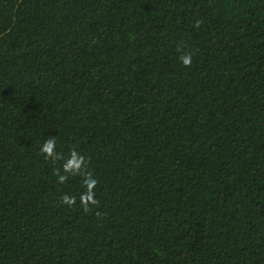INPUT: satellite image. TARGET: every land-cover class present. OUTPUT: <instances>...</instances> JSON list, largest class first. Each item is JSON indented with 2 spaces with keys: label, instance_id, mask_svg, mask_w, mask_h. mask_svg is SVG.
<instances>
[{
  "label": "trees",
  "instance_id": "obj_1",
  "mask_svg": "<svg viewBox=\"0 0 264 264\" xmlns=\"http://www.w3.org/2000/svg\"><path fill=\"white\" fill-rule=\"evenodd\" d=\"M0 264H264V0H0Z\"/></svg>",
  "mask_w": 264,
  "mask_h": 264
},
{
  "label": "clouds",
  "instance_id": "obj_2",
  "mask_svg": "<svg viewBox=\"0 0 264 264\" xmlns=\"http://www.w3.org/2000/svg\"><path fill=\"white\" fill-rule=\"evenodd\" d=\"M200 21H197L196 27L200 26ZM178 51L180 49L178 48ZM180 61L184 66H190L193 62V54L192 53H182L179 57ZM56 147V139L53 137H49L43 144L41 148L42 153H46L47 157H52L55 159L61 158V154L55 151ZM85 165V158L83 155L78 153L75 149H72L70 152V156L67 161L63 165V172L64 173H71L73 175L82 173V170ZM61 174L60 170H55V175L58 177V183H64L68 179V175ZM85 176L84 185L86 186L87 191L81 194V204L84 208V211H89V205H98L99 201L95 198L94 188L98 181L93 178L91 172H83ZM63 203L71 206L76 203V197H70L69 195L65 194L63 196Z\"/></svg>",
  "mask_w": 264,
  "mask_h": 264
}]
</instances>
